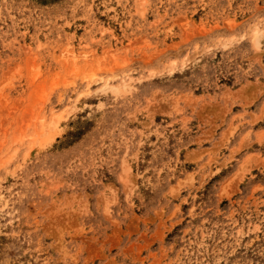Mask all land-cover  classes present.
I'll return each mask as SVG.
<instances>
[{
    "label": "rangeland",
    "instance_id": "374dc122",
    "mask_svg": "<svg viewBox=\"0 0 264 264\" xmlns=\"http://www.w3.org/2000/svg\"><path fill=\"white\" fill-rule=\"evenodd\" d=\"M0 264H264V0H0Z\"/></svg>",
    "mask_w": 264,
    "mask_h": 264
}]
</instances>
